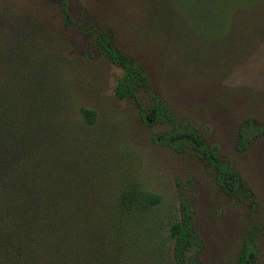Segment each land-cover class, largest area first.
Wrapping results in <instances>:
<instances>
[{"label": "rangeland", "instance_id": "rangeland-1", "mask_svg": "<svg viewBox=\"0 0 264 264\" xmlns=\"http://www.w3.org/2000/svg\"><path fill=\"white\" fill-rule=\"evenodd\" d=\"M64 3L62 10L57 0H0V114L11 119L10 131L18 129L20 108L5 111L8 94L27 98L35 68L46 67L41 73L53 77L51 90L96 112L90 133L104 179L94 168L95 185L101 180L114 198L126 188L160 196L148 212L155 248L138 237L128 264H176L168 229L180 199L190 206L198 240L182 264H235L244 240L255 243L256 263H263L264 0L251 10H227L225 0ZM95 33L142 67L149 87L138 91L140 102L148 107L156 96L173 123L147 125L132 102L115 98L122 70L102 56ZM177 125L195 128L239 176L238 197L223 192L217 170L191 146L153 141Z\"/></svg>", "mask_w": 264, "mask_h": 264}, {"label": "trees", "instance_id": "trees-1", "mask_svg": "<svg viewBox=\"0 0 264 264\" xmlns=\"http://www.w3.org/2000/svg\"><path fill=\"white\" fill-rule=\"evenodd\" d=\"M57 1L65 10L64 0ZM240 1L225 0L226 6H221L251 10L261 0ZM225 16L223 12L222 27ZM93 41L102 56L122 70L113 89L115 98L132 102L147 125L173 123L169 109L156 96L151 95L148 107L140 102L138 91L149 87L142 67L119 52L110 37L95 33ZM44 69L35 68L27 98L15 92L13 99L7 96L5 111L7 106L20 108L18 129L10 131L11 119L0 114V264H128L138 253V237L142 244L148 241L150 250L155 248V222L148 212L160 196L126 188L114 198L101 180L95 185L94 168L104 179L90 133L96 112L77 104L70 94L51 90L54 79L41 73ZM153 141L172 149L191 146L217 170L225 194L238 197L244 190L239 176L208 151L192 126L177 125ZM240 141H245V133ZM178 213L168 236L176 264H182L198 240L190 206L183 199ZM235 264H257L253 241H243Z\"/></svg>", "mask_w": 264, "mask_h": 264}]
</instances>
